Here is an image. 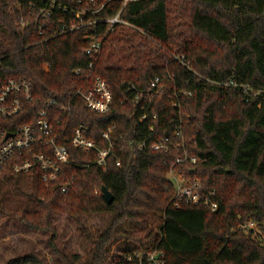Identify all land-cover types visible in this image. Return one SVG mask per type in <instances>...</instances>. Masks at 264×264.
<instances>
[{
    "label": "trees",
    "instance_id": "obj_1",
    "mask_svg": "<svg viewBox=\"0 0 264 264\" xmlns=\"http://www.w3.org/2000/svg\"><path fill=\"white\" fill-rule=\"evenodd\" d=\"M121 8V0H0V76L31 83L36 102L29 115L54 98L48 111L52 135L67 148L69 162L48 188L38 170L17 177L5 172L0 237L10 224L45 235L55 264H125L128 255L153 246L163 253L164 264H264V0H131ZM118 12L127 25L108 31L99 21ZM182 17L187 19L178 24L175 43L183 64L167 49L171 25ZM135 36L145 47L152 43L168 50L170 57L158 63L148 46L140 53ZM99 38L102 49L91 72L83 50ZM77 69L80 75L74 74ZM95 77L112 94L103 115L86 109L76 95ZM154 78L164 93L150 103L141 94L136 105L131 88L145 92ZM231 81L248 89L222 86ZM26 121L21 117L0 126L11 129ZM113 125V156L105 170L94 164L96 150L70 146L73 131L82 126L84 137L101 150L107 147L101 134ZM165 140L167 153L137 149L142 142ZM183 153L197 162L171 169ZM170 171L198 180L201 194L214 191L218 210L174 207ZM71 179L73 186L63 193L61 182ZM102 187L113 197L110 204ZM56 216L89 246L84 258L66 253L65 243L58 245ZM91 217L108 219L96 235L87 226ZM249 221L257 235L241 228ZM118 242L124 247L113 252ZM0 264L44 263L29 253Z\"/></svg>",
    "mask_w": 264,
    "mask_h": 264
},
{
    "label": "built area",
    "instance_id": "obj_2",
    "mask_svg": "<svg viewBox=\"0 0 264 264\" xmlns=\"http://www.w3.org/2000/svg\"><path fill=\"white\" fill-rule=\"evenodd\" d=\"M122 8L131 0H121ZM121 8V9H122ZM121 12V10H120ZM120 12L113 18L99 21L100 23L107 24L108 31L116 24L126 26L122 20L119 19ZM50 17V13L42 14L43 21H46ZM23 27L27 24L21 23ZM44 26V24H42ZM73 28L72 30H75ZM39 34L41 35V26L38 27ZM103 38L92 41L87 48L83 50V55L89 58L90 63L88 65L89 70L92 72V64L96 61L100 55L102 49ZM172 59L184 63L185 59L181 55L173 53ZM1 65V64H0ZM75 75H80L79 69L74 71ZM89 75L84 76V80H89ZM224 88L234 87L242 88L245 92L248 88L246 86L238 85L231 81L222 85ZM131 90L135 92L134 103L137 105L140 103V96L144 94L148 103L155 98L161 96L164 93V86L159 78H154L145 92H136L135 87ZM186 96H190V93H184ZM76 95L83 100L84 106L89 111L96 114H106L110 110L112 102V94L106 84V82L99 77H95L92 80L91 87L85 92L79 90ZM35 98L32 92L31 83L25 79H13L2 78L0 76V124H5L24 117L26 122L21 125L13 126L11 129L9 126H0V179L5 176V172L8 171L11 175L27 176L33 173L35 170L41 172V181L45 188H48L51 184L56 183L59 177L63 175V168L69 163L67 148L63 145L57 144L53 138V124L50 121L48 111L55 105L53 97H48L47 101L43 105V110H39L37 113L29 115L32 104H35ZM145 109L148 105H144ZM174 108H178V105L174 104ZM145 109H142L145 110ZM62 113H66V109L61 110ZM155 119V116H153ZM145 120V116H142L138 123ZM115 128L111 126L106 132L101 134L103 141L107 143V147L98 150L95 145L88 141L83 133L86 130L80 126L73 131V136L70 141V146L76 149H90L96 150L97 155L94 164L103 170L107 167V160L113 156L114 145L110 143L109 133ZM168 140L163 143L154 142L147 144L142 142L137 144L139 152H145L151 150L154 152H168ZM184 162L189 164H195L197 161L195 158H188L185 153L182 157L176 158L174 165H181ZM119 167V162L115 164ZM169 180L174 188V207H179L180 203L190 204L193 206L201 205L203 208L209 210L211 213L218 210V204L215 202V192L212 191L207 194H201V185L196 179L185 178L180 174L170 171ZM74 184V179L61 182L60 188L63 193L67 192ZM242 229H248L257 235V229L254 223L246 222L241 227ZM264 240V236H262ZM125 264H164L163 253L156 247H150L145 252L135 253L128 255L124 259Z\"/></svg>",
    "mask_w": 264,
    "mask_h": 264
},
{
    "label": "rangeland",
    "instance_id": "obj_3",
    "mask_svg": "<svg viewBox=\"0 0 264 264\" xmlns=\"http://www.w3.org/2000/svg\"><path fill=\"white\" fill-rule=\"evenodd\" d=\"M186 17H182L171 25L172 35L171 40L167 45V49L171 50L172 53H176L179 50V45H176V39L178 35L177 26L178 24L184 23L186 21ZM138 50L140 53L144 54L147 50L151 49L155 56L156 60L159 57L158 63H161L166 58L165 56H169L167 53L168 50L158 47L155 44L149 43L145 47V45L141 44L143 41L139 36H135L133 38L134 42L139 41ZM125 45V44H124ZM116 47V53L118 54ZM170 57V56H169ZM107 218L100 217H91L87 220V226L90 232L94 235L98 234L107 223ZM54 224L57 228V233L59 236V240L57 241L58 245L65 243V251L66 253H76L79 254L81 258H84L89 250V246L84 243V241L76 234L74 227L65 219L60 216H56L54 218ZM155 232L158 231V228L154 227ZM121 242V241H120ZM116 243L112 246L111 250L113 252L119 250L123 243ZM29 253L36 254L44 264H55L53 262L51 253L49 248L46 245V236L39 233L27 232L19 229L17 226L10 224L7 231L2 233L0 237V263L9 258L15 257L17 255H25Z\"/></svg>",
    "mask_w": 264,
    "mask_h": 264
},
{
    "label": "water",
    "instance_id": "obj_4",
    "mask_svg": "<svg viewBox=\"0 0 264 264\" xmlns=\"http://www.w3.org/2000/svg\"><path fill=\"white\" fill-rule=\"evenodd\" d=\"M101 194L107 204H110L112 202V195L104 187L101 188Z\"/></svg>",
    "mask_w": 264,
    "mask_h": 264
}]
</instances>
